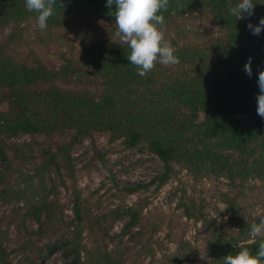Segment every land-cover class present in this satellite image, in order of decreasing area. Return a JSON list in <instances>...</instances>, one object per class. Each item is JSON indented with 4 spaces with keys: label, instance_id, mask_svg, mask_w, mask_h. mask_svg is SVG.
Segmentation results:
<instances>
[{
    "label": "trees",
    "instance_id": "obj_1",
    "mask_svg": "<svg viewBox=\"0 0 264 264\" xmlns=\"http://www.w3.org/2000/svg\"><path fill=\"white\" fill-rule=\"evenodd\" d=\"M234 3L168 0L160 27L179 62L157 61L141 76L116 34L114 4L57 0L42 30L25 0H0V264H54L47 259L56 251L61 264H222L240 247L255 252L264 239L250 233L264 217V117L256 111L264 31L247 23H258L264 4L237 18L228 11ZM82 138L87 158L78 166ZM128 149L159 158L148 182L115 178L104 157ZM102 165L109 194L85 196L78 172ZM203 178L226 185L217 191L218 221L210 219L214 193L195 199ZM171 179L168 202L177 198L185 220L204 223L202 245L164 214L144 211L141 193L157 194ZM257 182L263 193L252 212L239 199ZM62 190L72 198L68 218ZM132 194L138 200L129 203ZM163 225L171 249L155 237Z\"/></svg>",
    "mask_w": 264,
    "mask_h": 264
},
{
    "label": "clouds",
    "instance_id": "obj_2",
    "mask_svg": "<svg viewBox=\"0 0 264 264\" xmlns=\"http://www.w3.org/2000/svg\"><path fill=\"white\" fill-rule=\"evenodd\" d=\"M57 0H25L26 8L37 13V24L40 29H46L48 18L53 15ZM109 8L115 5V21L117 35L128 43L130 52L128 61L136 65L139 75L143 76L150 71L157 61L162 64H175L179 57L174 47L164 38L160 27L165 17L160 11L168 6V0H105ZM264 4V0H235L228 11L237 18L251 16L255 5ZM247 27L256 35L264 31V16L258 23H247ZM244 70L252 75L251 58L244 64ZM257 84L260 91L257 96V113L264 117V68L259 69ZM253 236L264 233V217L250 225ZM264 259V239H261L255 252L247 247H240L235 253L228 252L223 255L222 264H261Z\"/></svg>",
    "mask_w": 264,
    "mask_h": 264
},
{
    "label": "rangeland",
    "instance_id": "obj_3",
    "mask_svg": "<svg viewBox=\"0 0 264 264\" xmlns=\"http://www.w3.org/2000/svg\"><path fill=\"white\" fill-rule=\"evenodd\" d=\"M52 49L53 48H51L50 50ZM25 138V136H21L19 139ZM87 143L88 140L82 138L80 145L73 152V155L77 157V162L79 163L78 166H81V164L86 161L87 157L86 154H84V147ZM104 143L105 138L103 136L98 137L95 141V144L97 146H102ZM114 147L117 148L118 146L114 145ZM92 151L93 150H90V152ZM104 158L108 162L110 168H112L115 174V178L120 183H126L130 181L148 182L149 178L157 171L156 169L161 163L159 158L155 154L147 152L145 150L136 149L112 151ZM108 174V168L104 165L100 166L97 169H93L90 172H87L85 170L79 171L78 184L80 187H82L84 195L88 197L92 194V192L98 190L97 194H101L103 198H105L109 194V192L107 191V188L110 186ZM181 177L182 179L187 180L186 176H184V173L181 175ZM191 182L192 181H189V183ZM175 184H177V180L171 179L157 194L152 192V187H150L147 192H142L139 197H143L142 199L147 198L148 200L144 211H147L146 209L148 208L151 211L154 210L161 214H164L166 218L172 219L176 222L177 233L181 234V232L183 231V235L186 238L191 239L197 245H202L204 243V235L198 234L206 233L207 229L204 223L200 221L196 224L193 223L192 220H185L181 214V209L175 207V201L177 198H175L172 202H168V191H170V188L175 186ZM260 185L261 182H257L258 187H256V190L254 192L239 199V203L246 206V208L251 210L252 212L259 211L260 195L261 193H263V191H260L261 189L258 190ZM218 188L224 189L226 188V185L223 184V182L220 183V181H216L214 179L203 178L195 184V189L193 190L196 200H199L202 197H204L206 200V197H209L210 194L214 193V201L212 202H214L217 206L216 209H211L210 211V219L213 221L219 220V218L221 217L219 212H221L224 208V203L219 201V195L217 194ZM61 194L67 201L68 210L66 211V215L68 218L70 216L69 207L71 206L72 198L65 190H62ZM137 196L138 194H132L128 195L125 199L129 203H133L138 200ZM114 200L116 199L114 198ZM114 200L112 201L111 205L114 204ZM227 217L228 214L224 215L223 218L225 219ZM125 221V218L120 220V222L116 223L115 228L119 230V228ZM165 230L166 226L163 225L161 229H158L155 237L162 241H165L164 244H166L168 248L171 249L173 248L174 243L166 239ZM60 254V251L54 252L49 256L50 258L47 259L48 262L50 260H53L54 264H61L63 258Z\"/></svg>",
    "mask_w": 264,
    "mask_h": 264
}]
</instances>
